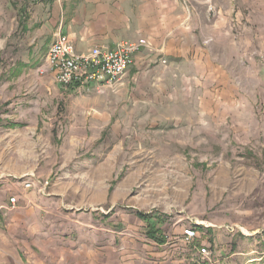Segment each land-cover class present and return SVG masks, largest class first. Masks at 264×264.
Returning a JSON list of instances; mask_svg holds the SVG:
<instances>
[{
	"label": "rangeland",
	"instance_id": "obj_1",
	"mask_svg": "<svg viewBox=\"0 0 264 264\" xmlns=\"http://www.w3.org/2000/svg\"><path fill=\"white\" fill-rule=\"evenodd\" d=\"M80 2L72 0L73 29L85 22ZM24 5L0 1V178L22 175L37 187L29 191L51 194L48 220L86 254L76 263L165 264L154 248L174 251L167 264H264V20L250 18L258 13L247 11L246 36H170L168 55L147 41L141 67L134 60L126 72L138 89L130 78L123 91L86 92L40 70L50 37L22 28ZM77 95L102 98L88 106L104 115L70 121L64 110ZM187 226L197 229L191 246L179 235ZM160 240L167 247L152 244ZM200 245L208 258L196 255Z\"/></svg>",
	"mask_w": 264,
	"mask_h": 264
},
{
	"label": "crops",
	"instance_id": "obj_2",
	"mask_svg": "<svg viewBox=\"0 0 264 264\" xmlns=\"http://www.w3.org/2000/svg\"><path fill=\"white\" fill-rule=\"evenodd\" d=\"M22 1L30 6L22 28L31 35L38 36L45 32L43 34L50 37L49 43L44 47L45 52L55 36L62 34L78 54L95 46L112 48L120 41L143 39L168 55L171 51L166 45H169L170 36H246L250 18L264 20V8L262 7L261 12H257L258 8L254 9L255 4L262 5L264 0H81L80 10L85 12L81 20L85 21V25L73 29L75 23L71 14L72 0ZM249 9L251 13H258V16L256 14L249 18ZM92 20H96L94 26L91 24ZM260 27L264 28V24ZM34 41L36 45L37 38ZM140 56L141 53L134 55L136 68L143 64L139 62L142 58ZM126 72L113 84H116L112 86L113 90L123 91L130 78L131 84H135L134 77ZM123 78L124 81L121 82ZM136 89L137 84L133 90ZM91 96L77 95L72 100V96L69 97L70 104L64 114L70 117V121L73 118L80 123L82 119L83 122H88L90 116L98 120V116L104 115L102 106L89 108L92 100L103 104L102 98ZM12 132L11 138L20 139L25 131ZM24 177L6 172L0 178V207L7 206L11 197L16 199L14 210L0 211V264H79L82 260L86 263V254L80 241L66 240L63 238L65 233L48 220L47 199L51 194H45L46 189L42 187L37 192L25 189V183H31L34 190L37 187ZM181 231L179 229V235ZM167 243L152 244L164 248ZM152 250L150 256L167 262L170 260L169 255H175L171 249H163L160 253H155L154 248ZM145 262L142 258L135 257L131 264H146Z\"/></svg>",
	"mask_w": 264,
	"mask_h": 264
},
{
	"label": "built area",
	"instance_id": "obj_3",
	"mask_svg": "<svg viewBox=\"0 0 264 264\" xmlns=\"http://www.w3.org/2000/svg\"><path fill=\"white\" fill-rule=\"evenodd\" d=\"M147 46V41L143 39L120 41L112 48L95 46L78 54L67 37L58 34L50 43L40 70L50 71L55 82L63 87L73 86L86 92L90 89L100 91L112 87L132 66L134 55ZM31 186V183L24 184L25 189H30ZM15 208L16 199L11 197L7 206L0 207V211H12ZM197 238L195 227L187 226L182 230L184 245L191 246ZM196 255L202 259L208 258V247L200 245Z\"/></svg>",
	"mask_w": 264,
	"mask_h": 264
},
{
	"label": "trees",
	"instance_id": "obj_4",
	"mask_svg": "<svg viewBox=\"0 0 264 264\" xmlns=\"http://www.w3.org/2000/svg\"><path fill=\"white\" fill-rule=\"evenodd\" d=\"M151 238H154V237H153V235L151 236ZM159 242H160V243H162L163 241H162V240H160Z\"/></svg>",
	"mask_w": 264,
	"mask_h": 264
}]
</instances>
